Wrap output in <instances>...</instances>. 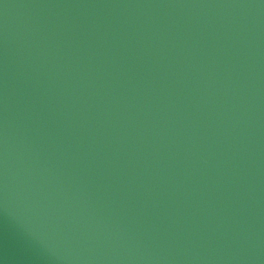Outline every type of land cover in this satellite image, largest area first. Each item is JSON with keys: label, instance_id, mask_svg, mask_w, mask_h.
<instances>
[{"label": "water", "instance_id": "water-1", "mask_svg": "<svg viewBox=\"0 0 264 264\" xmlns=\"http://www.w3.org/2000/svg\"><path fill=\"white\" fill-rule=\"evenodd\" d=\"M0 264H264V0H0Z\"/></svg>", "mask_w": 264, "mask_h": 264}]
</instances>
